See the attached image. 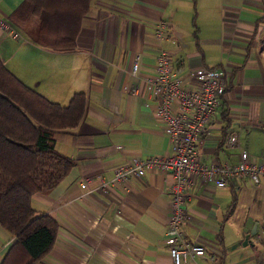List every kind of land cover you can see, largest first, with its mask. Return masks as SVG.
I'll use <instances>...</instances> for the list:
<instances>
[{"label": "crops", "instance_id": "crops-1", "mask_svg": "<svg viewBox=\"0 0 264 264\" xmlns=\"http://www.w3.org/2000/svg\"><path fill=\"white\" fill-rule=\"evenodd\" d=\"M22 1L0 0V18ZM160 21L168 25L166 38L156 35ZM19 35L0 29L7 69L37 72L32 88L60 105L73 93L85 97L79 123L54 133L57 151L73 167L50 192L31 197L33 208L57 224L51 249L34 264H171L164 242L169 173L149 171L106 193L93 190L133 157L169 154L143 84L136 94L127 90L136 83L128 73L136 56L139 72L150 74L157 51H168L190 84L199 68L221 70L226 88L196 143L197 158L235 164L243 150L264 162V0H92L72 51H50ZM230 133L237 146L225 148ZM86 178L89 188H81ZM185 195L181 230L204 254L183 264H264V183L216 187L194 179ZM12 241L0 228V261Z\"/></svg>", "mask_w": 264, "mask_h": 264}, {"label": "trees", "instance_id": "trees-1", "mask_svg": "<svg viewBox=\"0 0 264 264\" xmlns=\"http://www.w3.org/2000/svg\"><path fill=\"white\" fill-rule=\"evenodd\" d=\"M92 0H23L8 23L31 43L54 52L75 48V36ZM85 97L52 102L16 78L0 58V228L13 241L0 264H34L51 249L57 224L31 204L73 167L56 149L54 133L75 127Z\"/></svg>", "mask_w": 264, "mask_h": 264}, {"label": "built area", "instance_id": "built-area-1", "mask_svg": "<svg viewBox=\"0 0 264 264\" xmlns=\"http://www.w3.org/2000/svg\"><path fill=\"white\" fill-rule=\"evenodd\" d=\"M156 26L157 37L166 38L167 35L162 32L168 29L166 22L160 21ZM0 29L8 31L13 38H19L18 32L3 18H0ZM139 68L136 56L128 70L136 83H132L127 90L136 94L138 84H143L145 98L152 103L153 117L161 133L168 139L169 154L133 157L116 166L109 179H100L93 190L106 193L108 187L123 185L129 178L141 177L149 171L169 173L172 182L168 187L169 214L164 242L171 264H183L187 257L204 254V248L188 241L181 230L185 192L192 188L194 179L212 183L216 187H224L240 179L259 185L264 183V162H255L243 150L239 151L235 164L205 165L197 158L196 143L215 114L226 88L221 70L199 68L195 82L190 84L172 67L170 55L164 49H159L155 55L153 73H140ZM223 146L236 147L237 135H226ZM89 183L90 180L86 178L80 187L89 188Z\"/></svg>", "mask_w": 264, "mask_h": 264}, {"label": "rangeland", "instance_id": "rangeland-1", "mask_svg": "<svg viewBox=\"0 0 264 264\" xmlns=\"http://www.w3.org/2000/svg\"><path fill=\"white\" fill-rule=\"evenodd\" d=\"M18 32V31H17ZM19 34V33H18ZM20 36V35H19ZM9 68V71L16 77L18 78L21 82H26L28 85V87L32 88L33 85H35V81L37 80V78H34L31 80L32 77H38V73L37 72H30V71H27V70H21V69H16V68H13V67H10L8 66ZM41 73V72H40ZM39 77H41V74H39ZM48 77L47 76H44L42 78V85L40 87V89H44L45 88V80H47ZM32 81V82H31ZM22 82V83H23ZM34 89V88H32ZM39 90V89H38ZM41 91V90H39ZM99 183V180L97 182V184Z\"/></svg>", "mask_w": 264, "mask_h": 264}, {"label": "water", "instance_id": "water-1", "mask_svg": "<svg viewBox=\"0 0 264 264\" xmlns=\"http://www.w3.org/2000/svg\"><path fill=\"white\" fill-rule=\"evenodd\" d=\"M249 233H250V234H254V233H255V226H254V225H253V228L250 230ZM246 241H247V240H244V241H243V244H245Z\"/></svg>", "mask_w": 264, "mask_h": 264}]
</instances>
